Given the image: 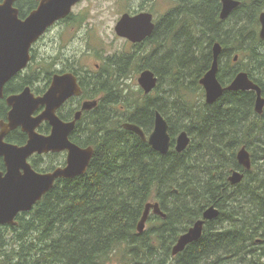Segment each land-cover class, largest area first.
<instances>
[{
    "label": "trees",
    "instance_id": "1",
    "mask_svg": "<svg viewBox=\"0 0 264 264\" xmlns=\"http://www.w3.org/2000/svg\"><path fill=\"white\" fill-rule=\"evenodd\" d=\"M174 1L145 40V52L133 51L106 62L97 92L104 97L95 114L83 116L70 135L78 145L94 148L87 170L56 179L30 211L17 215L16 224H0V264H107L118 251L126 255L121 264H224L231 255L242 264H264V252L258 254L253 244L254 196L235 195L226 207L222 193L227 175L237 165L239 147L250 142L241 136V125L246 124L238 104L241 95L230 91L212 104L193 99L195 92L203 91L199 80L211 67L215 42L240 41L247 51L261 45L257 30L264 0H242L226 20L220 17L221 0ZM25 14L21 6L20 17ZM251 49L249 66L255 59L264 60V54ZM131 64H139V71L149 68L156 73L153 92L127 93L124 73ZM238 71L232 69L229 77ZM168 78L173 82L166 88ZM220 79L228 78L223 74ZM121 104L129 110L123 117L112 111ZM244 104L247 109L246 97ZM157 110L170 123L173 142L167 154L122 126L130 121L149 134ZM182 130L189 133L191 143L180 153L174 144ZM261 151L264 156L263 147ZM55 155L61 154H49ZM39 160V156L32 159L39 172L66 164L64 158L54 159L43 167ZM148 202H159L167 217L151 213L148 220L158 224L139 233L137 226ZM212 205L221 214L206 222L199 240L173 256L171 244ZM239 207L243 224L248 225L242 245L240 233H235L237 223L228 228L212 225L225 219L238 222Z\"/></svg>",
    "mask_w": 264,
    "mask_h": 264
},
{
    "label": "water",
    "instance_id": "2",
    "mask_svg": "<svg viewBox=\"0 0 264 264\" xmlns=\"http://www.w3.org/2000/svg\"><path fill=\"white\" fill-rule=\"evenodd\" d=\"M80 0H41L37 9L30 12L25 18L19 16V10L14 6L16 0H4L0 3V97L3 95V87L7 81L17 73L25 69L30 60V49L55 21L66 17L73 5ZM222 7L220 17L227 18L232 11L240 6L239 0H221ZM262 24L260 36L264 39V11L260 13ZM155 22L151 12L138 14L124 13L118 20L115 30L121 37L131 40L133 43H142L150 37L155 30ZM223 47L220 42L213 45V62L211 68L202 76L200 83L206 90V101L213 103L219 99L225 90L238 91L253 87L248 73L239 72L230 85L222 87L218 80L219 57ZM138 82L146 94H150L158 85V76L152 69H144L140 72ZM80 88L76 78L70 74H56L52 86L42 97H34L26 89L23 93L9 98L13 109L10 113L11 127L22 125L23 130L30 134L27 145L19 147L13 144H4L0 147V154L5 156L9 167L8 173L3 176L0 172V224H16V216L21 212L30 211L44 194L53 186L58 178H71L83 174L94 155L92 146L83 147L70 139V134L76 127V120L64 121L57 113V108L70 96L79 94ZM39 104L46 105V109L37 117L33 112ZM97 101H86L84 109H91ZM263 100L258 99L257 109L261 111ZM79 115L76 116V119ZM48 121L52 126L49 135H43L36 131L37 126ZM122 126L139 135L147 141L156 151L167 154L171 149L172 137L170 124L167 118L160 112H155L154 128L149 134L143 128L133 122L126 121ZM3 135L0 136L2 142ZM191 143V137L186 130H182L175 138L177 152L185 151ZM67 152L65 166L57 167L50 172H39L27 162L30 155L35 153ZM241 164L250 168V152L241 148L237 153ZM25 169L20 174L19 168ZM243 174L235 171L230 176L232 183L242 180ZM163 218L167 214L161 209L159 202H149L145 206L143 216L138 223L139 233L144 232L147 220L151 213ZM220 215L216 206L207 207L203 212V218L198 219L188 231L181 234L173 253L183 251L186 246L200 239L203 234L206 220H213Z\"/></svg>",
    "mask_w": 264,
    "mask_h": 264
},
{
    "label": "flooded vegetation",
    "instance_id": "3",
    "mask_svg": "<svg viewBox=\"0 0 264 264\" xmlns=\"http://www.w3.org/2000/svg\"><path fill=\"white\" fill-rule=\"evenodd\" d=\"M4 0H0V3H2ZM41 0H30V2H24V0H16L14 3V6L19 10L21 6H23V9L26 11L27 14L23 18H25L30 12L37 9L40 5ZM82 0H80L78 3L73 5L71 12L64 18L59 19L55 21L51 26H49L44 34L35 41L30 49L31 54V60L28 64V66L23 70L17 73L14 77H12L9 81H7L3 87V95L0 97V136L2 137V142L0 140V147H2L4 144H13L17 145L19 147L25 146L30 141V134L23 130L22 125H17L15 127H11L10 122V113L13 109V106L9 103V98L12 96H17L23 93L26 89H28L29 93L33 95L34 97H42L44 96L47 91L51 88L52 82L54 79V76L56 74H67L70 73L76 78V82L80 88L79 94H74L70 96L66 101H64L56 110L57 115L63 119L64 121H73L76 120V127L78 123H80L84 117H90L93 114H95V110L98 108L100 104V98H96V95H100L101 93H97L99 91V85H98V79L101 77V74H105V71L103 67H100L96 63L95 69H89L85 70L83 67H77V61L75 59V56L72 57L70 55L69 51H65L63 53V56L60 58H55L53 56H50V59L47 60L52 66H55V70L52 72L49 70H45L44 73L42 71V67L35 66V62L38 61L37 57V49L39 46V43L45 39L52 31L57 28L58 26L68 23L71 20L78 17L79 13L75 12L77 7L81 4ZM242 2V0H241ZM222 7V6H221ZM239 7V6H238ZM237 7V8H238ZM235 8L232 13L225 19H229L233 16L234 11L237 9ZM147 11L146 9H137L131 14H138L140 12ZM221 11V10H220ZM264 11V10H263ZM262 11V12H263ZM153 14V20L156 24L155 30L157 28L158 22L155 19V14L152 11ZM20 16V15H19ZM260 16V15H259ZM76 21V26L78 30H80V23L79 20ZM262 24L259 18V25H258V36L261 40V45L263 47H260L261 51L258 49L257 54L260 52L264 54V39L260 36V30H261ZM154 30V32H155ZM153 32V33H154ZM153 35V34H152ZM151 35V36H152ZM79 37V35H78ZM125 38V37H124ZM147 39V38H146ZM145 39V40H146ZM127 41L133 43L131 40L127 39ZM145 40L142 43L145 45ZM221 43V42H220ZM228 43V40L226 41ZM138 45L136 43H133L132 45ZM240 41L237 42V44H233V40H231L228 45H222L223 50L219 57V69L217 73V77L219 82L221 83L222 87H227L231 81L235 78L234 76L230 78L229 76H226L228 79L225 81H221L220 76L224 74V67L228 69V66H230V58L233 53H235L233 60L236 62L238 61L240 56H244L246 59V62L244 66L239 65L236 67V70L238 69V72H235V74L243 71L248 73L250 80L253 83V87L247 90H238V91H231V92H239L240 99L238 100V104L242 106V113H245L246 116L243 118V122H246V124L241 125V136L246 137L250 140V142L243 144L239 147V150L243 147H245L249 152L251 156V166L250 168H247L243 164H241L238 160V157L236 156L237 165L234 169L227 175V185H224L222 188V193L226 196L225 200V206L230 205V198L232 199L235 195L243 194V192H246L252 196H254V201L257 204V208L255 210L254 214V222L251 227L253 228V244L255 245V250L259 254L264 252V156H262L261 147L264 148V60H256L251 64H249V60L251 59L250 50H252L250 46L249 51L242 48V45H239ZM260 45V46H261ZM213 52V51H212ZM247 56V58H246ZM225 60V64H224ZM42 61V59H41ZM213 62V59H212ZM224 65V67H223ZM212 66V64H211ZM231 67V66H230ZM29 68V70H28ZM211 68V67H210ZM209 68V69H210ZM208 69V70H209ZM248 69V70H246ZM28 70V71H27ZM206 70L204 74L208 71ZM29 72V75L26 76V73ZM223 73V74H222ZM203 74V75H204ZM227 75V74H226ZM231 75V74H230ZM236 76V75H235ZM202 78V77H201ZM200 78V79H201ZM200 81V80H199ZM201 84V83H200ZM202 85V84H201ZM203 87V85H202ZM227 92H230V90H225L222 96L217 99L215 102L220 100ZM203 93L206 97V91L203 87ZM97 95V96H98ZM103 97L104 95L101 94ZM102 97V98H103ZM248 99V108L245 109L244 104V98ZM263 100V105L261 111L257 109V103L258 99ZM97 101V104L92 107L91 109H84V103L86 101ZM206 100V99H205ZM225 104V101L222 102V105ZM46 109V105L39 104L36 109L33 112V116L37 117L39 116L44 110ZM79 115V118L76 119V116ZM67 116L69 118H67ZM83 122H87V120H83ZM75 127V128H76ZM49 128V131L47 129ZM52 126L48 121L41 122L37 128L36 131L43 135H49L51 133ZM244 131V132H243ZM245 131H248L247 133ZM247 134V135H246ZM4 143V144H3ZM252 148V149H251ZM260 150V153L257 150ZM238 150V151H239ZM237 151V153H238ZM54 152L49 153H35L33 155H30L27 159V162L32 165V159L39 157H45L49 156V154H52ZM54 154H63L65 155V161L67 162V152H55ZM66 165V164H65ZM64 165V166H65ZM62 167V166H61ZM35 169V168H34ZM9 167L7 165L5 156L0 154V172L3 176H5L8 173ZM257 170V171H256ZM238 171L243 174V178L238 183H232L230 181V176L235 172ZM20 174L25 173V169L23 167L19 168ZM215 206V205H213ZM218 208V207H217ZM219 209V208H218ZM241 210V208L239 207ZM220 210V209H219ZM239 210V211H240ZM221 214V211H220ZM203 218V215L202 217ZM200 219V218H199ZM216 219V218H215ZM213 219V220H215ZM213 220H206L207 221H213ZM206 222L204 224V229L206 226ZM195 223V222H194ZM193 223V224H194ZM235 222L232 220H223L220 222L214 221L212 223L213 226H219L223 228H228L231 225H235ZM192 224V225H193ZM191 225V226H192ZM190 226V227H191ZM189 227V228H190ZM203 229V232H204ZM189 230V229H188ZM187 230V231H188ZM185 233V232H184ZM240 233V244L244 242V230H241V228H237L236 234ZM178 240V239H177ZM231 259H227V263H232L235 261L234 255H231Z\"/></svg>",
    "mask_w": 264,
    "mask_h": 264
},
{
    "label": "rangeland",
    "instance_id": "4",
    "mask_svg": "<svg viewBox=\"0 0 264 264\" xmlns=\"http://www.w3.org/2000/svg\"><path fill=\"white\" fill-rule=\"evenodd\" d=\"M174 6V0H82L81 4L75 9V12L79 13L78 17L68 23L58 26L39 43L37 49L38 61L35 62V66L42 67L43 72L45 70L52 72L56 67L52 66L47 60L50 59V56L60 58L65 51H69L72 57L75 56L77 67H83L85 70L95 69L96 63L100 65V67H105L109 58L116 59L117 56H122L124 54L129 55L133 51L145 52L148 48L145 45L138 43H136L138 45H132L133 43L117 34L115 26L118 20L122 14L126 12L132 13L139 8H144L147 11H152L155 14L156 21L159 22ZM75 20H79L81 25L80 30H78ZM261 47H263V45H261ZM234 55L235 53H233L230 58L231 67L228 66V69H226L223 65L225 76L228 71L235 69L241 64L244 66L246 62L244 56H240L238 61L235 62L233 60ZM138 66L139 64H131L126 68V72L124 73V82L128 86L127 93L131 96L133 93L135 94L142 89L138 82L141 72L138 70ZM166 82L164 86L169 88L173 79L168 78ZM97 95L96 98L102 99L103 96L101 94ZM193 99L196 103L202 99L205 100L203 91L195 92ZM121 105L123 106L120 108L115 105L113 110L112 108L110 109L116 116L123 117L129 113V110L124 104ZM85 125H87V122H83V126ZM257 151L260 153L259 149ZM65 157L66 156L63 154L55 155V157L45 156L40 157L39 161L43 167H48L52 164L54 159H65ZM238 210L240 209L238 208ZM240 214L241 212L239 211L238 217H236L239 222V224L237 223V228L240 227L241 230H243L248 227V225L243 224L245 216L241 214L240 217ZM251 222H253V219ZM157 224V221L148 220L146 230L150 231ZM251 225H253V223ZM236 231L237 230H235V233ZM167 237H169V235ZM124 254V252L118 251L116 254L117 256L107 264H121L123 259L126 258ZM235 262L237 264H242L240 259L235 260ZM235 262L224 264H235Z\"/></svg>",
    "mask_w": 264,
    "mask_h": 264
},
{
    "label": "bare ground",
    "instance_id": "5",
    "mask_svg": "<svg viewBox=\"0 0 264 264\" xmlns=\"http://www.w3.org/2000/svg\"><path fill=\"white\" fill-rule=\"evenodd\" d=\"M240 2H241V0H239ZM242 3V2H241ZM241 5V4H240ZM221 6H222V2H221ZM218 42V41H217ZM161 43V42H160ZM216 43V42H215ZM214 45V44H213ZM261 46L259 45V47L257 48L256 47V45H253V48L254 49H259ZM212 50H213V46H212ZM260 51H261V49H259ZM181 71V70H180ZM189 71V70H188ZM231 72V70L230 71H228V73H227V75L226 76H229L230 73ZM242 72V71H241ZM200 82V81H199ZM232 82V81H231ZM180 83V82H179ZM230 85V84H229ZM205 89V88H204ZM206 91V90H205ZM171 97V96H170ZM205 99H206V97H205ZM206 101V100H205ZM206 103H208L207 101H206ZM213 103H215V102H213ZM208 104H212V103H208ZM155 112V111H154ZM169 122V121H168ZM123 124V123H122ZM170 124V123H169ZM124 128V127H123ZM125 129V128H124ZM127 130V129H126ZM181 132V131H180ZM171 134V133H170ZM178 135V134H177ZM176 135V136H177ZM172 137V136H171ZM191 137V136H190ZM176 138V137H175ZM242 138V137H241ZM172 142H173V140H172ZM205 143V142H204ZM174 146H175V144H174ZM216 146V145H215ZM252 149V148H251ZM176 150V149H175ZM202 151V150H201ZM136 167V166H135ZM257 171V170H256ZM211 178V177H210ZM136 180V179H135ZM188 188V187H187ZM216 191V190H215ZM214 193V192H213ZM149 203V202H148ZM161 206V205H160ZM210 207V206H209ZM162 209V208H161ZM236 210V209H235ZM164 211V210H163ZM165 212V211H164ZM204 212V211H203ZM153 213V212H152ZM166 213V212H165ZM153 214H155V213H153ZM156 215H158V214H156ZM160 216V215H159ZM162 217V216H161ZM163 218V217H162ZM201 219V218H200ZM148 221V220H147ZM197 221V220H196ZM147 224V223H146ZM137 225V224H136ZM145 229H146V227H145ZM145 231V230H144ZM139 232V231H138ZM112 239V238H111ZM209 240V239H208ZM167 243H168V240H167ZM140 244V243H139ZM177 244V241H175V243H173V244H171V254L173 255V256H176V255H178L179 253H181L182 251H180V252H178L177 254H174L173 253V248H174V246ZM93 256V255H92ZM167 256V258L168 257H170L169 256V254H167L166 255ZM227 260V259H226ZM257 263V262H256Z\"/></svg>",
    "mask_w": 264,
    "mask_h": 264
}]
</instances>
